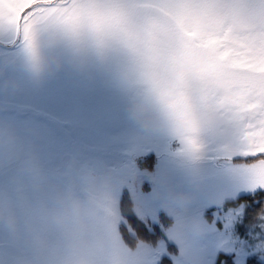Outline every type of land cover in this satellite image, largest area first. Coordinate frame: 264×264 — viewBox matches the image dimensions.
I'll return each mask as SVG.
<instances>
[{
    "label": "snow or ice",
    "instance_id": "1",
    "mask_svg": "<svg viewBox=\"0 0 264 264\" xmlns=\"http://www.w3.org/2000/svg\"><path fill=\"white\" fill-rule=\"evenodd\" d=\"M48 23L129 49L192 152L196 113L210 98L235 110L242 131L234 148L250 158L242 176L264 189V0H0V31L29 52Z\"/></svg>",
    "mask_w": 264,
    "mask_h": 264
},
{
    "label": "crops",
    "instance_id": "2",
    "mask_svg": "<svg viewBox=\"0 0 264 264\" xmlns=\"http://www.w3.org/2000/svg\"><path fill=\"white\" fill-rule=\"evenodd\" d=\"M0 80V126L13 133L16 147L38 157L44 176L37 186L18 160L0 164V204L6 209L0 224V264H32V237H56L48 227L57 208L50 195L53 187H71L75 198L84 199L56 169L63 149L31 123L36 121L32 116L60 122L76 132L83 147L114 157L183 139L170 128H146L131 118L130 107L144 100L148 85L133 54L115 41L101 44L87 34L73 38L58 29H37L29 52L14 34L0 31ZM212 129L202 127L195 141L209 137ZM106 228L119 247L128 249L113 217ZM142 249L146 264H153L147 248Z\"/></svg>",
    "mask_w": 264,
    "mask_h": 264
},
{
    "label": "rangeland",
    "instance_id": "3",
    "mask_svg": "<svg viewBox=\"0 0 264 264\" xmlns=\"http://www.w3.org/2000/svg\"><path fill=\"white\" fill-rule=\"evenodd\" d=\"M32 118L36 121L31 123L51 135L63 149L62 162L56 169L80 193V169L97 175L109 170L115 173L113 183L116 186L111 192L115 221L122 222L118 209L122 190L128 192L134 214L139 219L154 224L157 217L164 214L172 221L164 229V236L178 251L177 256L171 257L173 264H214L218 254L232 256L235 264H245L251 256L264 264V212L241 234L238 225L243 208L222 210L226 202L264 189L253 188L242 176L241 170L249 164L245 161L250 158L238 155L234 143L215 129L209 137L196 141V152L190 151L182 139L155 146L150 144L132 153L119 152L118 157H114L111 153L83 147L76 132L60 122L38 115ZM148 156L154 158L153 168H139L137 161ZM73 160L75 168L68 172L67 166ZM125 180L127 183L122 184ZM178 218L195 221L198 227L174 235ZM138 248H147L153 264L161 256H169L163 241L154 248L147 245Z\"/></svg>",
    "mask_w": 264,
    "mask_h": 264
},
{
    "label": "clouds",
    "instance_id": "4",
    "mask_svg": "<svg viewBox=\"0 0 264 264\" xmlns=\"http://www.w3.org/2000/svg\"><path fill=\"white\" fill-rule=\"evenodd\" d=\"M37 29L47 31L58 28L48 23L40 25ZM138 74L141 77L139 70ZM215 95L219 97L221 93L216 92ZM129 114L146 128L167 127L177 134L179 132L172 112L162 101L159 92L150 86L144 100L133 104ZM196 121L194 135L202 127L215 129L233 143L241 135L242 122L235 110L219 106L211 98L197 111ZM6 159L18 160L21 167L38 182L37 186L44 180L43 166L38 157L30 151L16 147L13 133L8 128L0 126V164ZM75 165V160L69 162L68 172H71ZM114 176L112 170L97 175L80 169V190L84 194L82 200L74 197L71 187L52 188L50 195L57 208L51 214L49 223L57 235L51 238L47 234L38 233L32 237L29 242L32 264H146L143 249L121 248L107 231L106 225L113 215L111 192L116 186L113 183ZM121 183L125 184L127 181ZM5 220L6 209L0 204V224ZM196 227L198 225L195 221L178 218L173 234L180 235Z\"/></svg>",
    "mask_w": 264,
    "mask_h": 264
},
{
    "label": "trees",
    "instance_id": "5",
    "mask_svg": "<svg viewBox=\"0 0 264 264\" xmlns=\"http://www.w3.org/2000/svg\"><path fill=\"white\" fill-rule=\"evenodd\" d=\"M245 162L250 163V159ZM153 163V156H148L146 159L137 161V166L139 168L146 167L145 169L151 170ZM238 207L243 208V216L238 225V231L244 234L264 212V190L251 195L241 196L234 201L226 202L222 210L225 212ZM118 209L122 222L116 221V224L124 245L129 250L137 249L140 245H147L154 248L159 242L163 241L166 243V250L169 256H161L155 264H173L171 257L177 256L178 251L173 244L167 243L164 236V229L169 227L172 221L164 214H160L157 217V222L154 224H149L139 219L134 214L133 202L126 190H122L120 194ZM208 218H211L210 215H208ZM214 264L235 263L232 256L218 254ZM245 264L263 263L257 257L251 256L247 258Z\"/></svg>",
    "mask_w": 264,
    "mask_h": 264
}]
</instances>
